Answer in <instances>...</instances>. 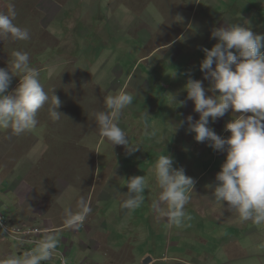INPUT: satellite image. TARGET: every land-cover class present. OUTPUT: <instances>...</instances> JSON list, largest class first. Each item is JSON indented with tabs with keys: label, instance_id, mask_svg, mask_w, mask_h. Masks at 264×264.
Masks as SVG:
<instances>
[{
	"label": "rangeland",
	"instance_id": "1",
	"mask_svg": "<svg viewBox=\"0 0 264 264\" xmlns=\"http://www.w3.org/2000/svg\"><path fill=\"white\" fill-rule=\"evenodd\" d=\"M224 1L14 0L17 13L14 22L29 28L31 38L0 40V67H7L13 49L28 52L49 97L53 90L61 101L58 111L65 115L53 122L46 104L38 113L34 130L20 135L13 134L11 129L0 130V161L5 174L15 171L7 181L0 179V215L12 221L9 215L14 212L13 195L19 181L30 191L36 186L39 192L49 191L48 187L56 184L65 185L58 195L53 193L54 200L62 204L57 206L64 208L63 198L66 197L68 206L72 199L67 187L73 193L76 186L79 198L88 201L87 196L92 199L91 189L95 184L102 187L108 182L98 196L96 190L93 201L94 215L106 223L98 234L111 235L115 240L111 244L116 247L127 238L133 244L136 242L135 257L127 264H218L225 260V248L229 244L230 249H246V256L233 264H264V225L241 224L237 217L234 222L209 219L213 208L220 212L225 208L215 201L207 187L215 182L225 153L214 150L207 141L197 142L195 133L188 131L186 120L188 115L194 121L199 118L183 89L189 75L202 80L206 88L209 85L199 67L204 53L198 48L210 49L216 43L210 35L211 29L227 25L224 19L231 23L249 20L254 32L264 33V0H248L244 12L237 14L238 21L235 11L242 8L226 6ZM240 1L246 0H235V3ZM7 3L8 0H0V11L7 10ZM177 37L181 39L172 42L174 48L160 49ZM18 83L19 78L13 76L9 91ZM121 89L134 95L133 103L120 117V126L141 148L130 155L122 145L112 149L99 135L93 121V113L104 109V98ZM172 95L178 101H186L185 104L176 107ZM233 115L230 109L215 121L210 118L209 127L226 137L230 133L225 125ZM181 122L183 126L175 130V125ZM152 128L157 130L155 137L149 134ZM166 153L173 157L174 167H183L185 174L195 181L185 206L190 219H185L179 227L170 225L166 217L161 218L152 208L159 194L155 162L159 155ZM38 156L42 160L37 163ZM216 160V166L210 170ZM16 163L13 170L12 165ZM123 163L126 166L120 177ZM30 166L34 171L28 169ZM32 173L34 178L46 175L50 181L43 182V187L38 189L35 181V186L30 184ZM133 175L146 178L144 201L139 208L124 211L117 191L122 186L126 189L124 180ZM103 193L115 199L107 200L102 197ZM211 203L214 207L206 217L197 213L196 208L208 209ZM121 211L126 212L122 213L123 218ZM7 220L3 223L8 224ZM75 230L57 232L61 241H69V249L75 245L69 251L71 256L67 254L69 264H76L79 259L81 263L85 258L94 263L110 260L108 247L97 253L91 249L82 251L73 241ZM76 236L80 240L86 238L80 233ZM235 241L241 245L234 244ZM61 250L64 252L65 248ZM4 258L2 249L0 261Z\"/></svg>",
	"mask_w": 264,
	"mask_h": 264
},
{
	"label": "clouds",
	"instance_id": "2",
	"mask_svg": "<svg viewBox=\"0 0 264 264\" xmlns=\"http://www.w3.org/2000/svg\"><path fill=\"white\" fill-rule=\"evenodd\" d=\"M16 15L14 0H8L7 10L0 11V40L7 37L14 41L30 40V29L16 24ZM210 35L216 43L210 49L201 48L204 58L199 65L204 80L209 81L208 87L190 75L183 85L187 99L193 102L194 111L199 114L195 121L191 115L187 116L188 131L195 133L197 142L207 141L214 150L225 153L215 182L207 185L215 201L235 212L240 223L251 222L259 227L264 225V33L254 32L251 22L246 20L214 26ZM175 75L176 71L172 76ZM13 76L19 78V83L9 91ZM171 99L177 102L176 107L186 102L178 101L175 95ZM133 100V94L121 89L106 96L104 109L93 113L99 135L112 149L116 145L124 146L129 155L141 148L120 126V117ZM46 104L53 122L65 115L58 111L61 101L53 90L49 97L40 81L39 70L31 65L28 52L13 49L7 67H0V130L11 129L15 135L34 130L38 113ZM230 109L234 115L225 125L230 134L222 137L209 127V121L223 117ZM182 126L183 122L175 125V130ZM145 129L147 131V124ZM149 134L155 137L157 130L152 128ZM173 165L170 154H161L156 159L154 174L159 194L152 208L166 217L170 225L179 227L185 219H190L185 206L190 201L195 181L185 174L183 167ZM124 185L127 191L122 193L121 206L133 211L143 204L146 178L133 175L125 178ZM91 213L92 208L81 197L75 211H65L64 224L67 228H79ZM7 223L12 224L8 220ZM11 243L23 254L9 255L0 264H44L53 259L69 264L58 250L59 237L54 233L48 232L26 251Z\"/></svg>",
	"mask_w": 264,
	"mask_h": 264
},
{
	"label": "crops",
	"instance_id": "3",
	"mask_svg": "<svg viewBox=\"0 0 264 264\" xmlns=\"http://www.w3.org/2000/svg\"><path fill=\"white\" fill-rule=\"evenodd\" d=\"M248 0L246 1H240V3H235V0H225L224 4L226 6L229 7H233V6H240L242 9L241 10H237L235 11V19L238 21V17L237 14H242L244 12V8L247 5ZM213 18H210V22L211 25L214 24V21L211 20ZM231 23L228 20L224 19V23ZM210 27V24L208 26V28ZM212 27V26H211ZM182 37V35H180ZM180 40V37H177L175 39H171L169 42L170 44L165 45V46H160V49H171L174 48L175 45H173V41L174 40ZM147 46V45H145ZM148 47V46H147ZM204 47V46H203ZM202 48V47H201ZM198 48V49H201ZM160 84H162V82H159ZM126 84H130L129 82H127ZM131 85V84H130ZM147 85V84H146ZM135 94V93H134ZM191 100L189 101V105L191 104ZM146 105H149V103H147ZM229 112V111H228ZM40 160H42L40 158V156L37 157L36 162L38 163ZM218 160H216L210 167V170H212L213 166H216V162ZM17 163L12 165L13 167H16ZM22 163L18 166V168H21ZM126 166V163L122 164V167L119 169V174L121 177V173L124 170ZM0 168L2 170V176L0 179H4L5 181H7V179L9 177H11L12 175L15 174V171L11 172V173H7L5 174V169H4V165L3 162L0 161ZM17 168V169H18ZM28 169H30L31 171L32 166H30ZM14 170V168H13ZM34 171V170H33ZM97 171H99L97 169ZM35 173H32V175L29 177V181H31L30 184H33L35 186V184L37 185L38 189H41L42 183L43 182H49L50 181V177L46 176V175H37L36 178H34ZM22 180H24V177H22ZM118 183L121 181V179H117ZM35 181V184H34ZM55 183V181H53ZM108 183V182H107ZM106 183V184H107ZM89 184H91V181H89ZM106 184H104L102 187L99 186V184L97 183V185L95 184L92 187V192H91V200H90V196H87V198L89 199L87 202L89 204V206L92 204L93 207V201L95 199V193L96 190H98V194H101L102 189L106 186ZM90 186V185H89ZM65 188V185H54L52 187H48L49 191H42L39 192L35 186V190L34 191H30L27 186L25 184H23V182L21 183V181H19L17 183V188L15 189V194L13 195V210L14 212L12 214L9 215L10 219L12 221H10L8 219L9 223L12 224H22V225H27V226H38L42 229H46V230H52L49 233H54L59 237V234H57V232L59 231H63V230H67V229H71V230H75V234H74V238L73 241H75V243H77L78 247L82 250L85 251L87 249H91L94 250L96 253L98 251H101L103 248H107V251L109 252L108 254V259H110L109 261H106L105 263H94L92 261H90L89 259H84L83 262L80 263V259L76 260L77 263L79 264H127V261L129 259H133L135 257V252H137V244L136 242L133 244L132 240L130 241L129 238H127V240L121 245V246H114L111 244V242L115 241L114 238H112L111 235H103V234H98V230L102 229L106 223H104L103 221H101L98 217H96L95 214V209L93 207V211L92 213L87 217V219L85 220L84 224L82 226H80L79 228H67L64 224V215H65V211L67 209H72L76 208L77 202L80 199L79 198V193L76 190V186L73 187V193H70V189L69 187H67V190L69 195L72 197L71 201H70V205L68 206L66 204V197L63 198V205L64 207H59L58 205H62L59 201H55L53 198V193L57 194L59 193V191ZM28 189V190H27ZM127 188L125 189V187H120L117 191V196H119V200L122 199V193L126 192ZM96 196V197H97ZM102 197L107 199V200H112L115 199L114 197L107 195L105 193L102 194ZM121 202V201H120ZM91 207V208H92ZM211 207H214L213 204L211 203L208 207V209H204V207H198L196 208L197 213H199L200 215H204V217H206V214L208 213V211L211 209ZM32 208H35L37 210L32 211ZM120 208L121 210L126 211L124 208H122L121 204H120ZM213 211L211 213H209V219L211 218L212 220H217V219H225V221H233V219L236 220V213L235 212H230L226 209V207L221 210V212L218 209L213 208ZM75 211V210H74ZM124 213V215L126 214V212L121 211V214ZM123 215V214H122ZM124 215L122 216V218L124 217ZM162 218V216H160ZM207 219V220H209ZM206 220V219H205ZM234 222V221H233ZM237 223V222H235ZM242 224V223H241ZM79 231V232H78ZM80 235H84L86 238L85 240H80V238H78L76 235L79 234ZM99 237V238H97ZM69 241H67L66 243L61 241V239L59 238V246H58V250L60 251L61 254H64V256L67 258V254L69 253V251L71 252L72 249L75 248V245L69 249ZM234 244H238L241 245V243L239 241H235ZM17 245H14L13 243L5 240V238L3 237L2 233L0 232V251L4 252L5 257L15 254V252H20L22 255L23 251H21L20 249L17 248ZM232 247L231 244H229V247L225 248V260L224 261H220L218 264H233L234 261L243 258L246 256V249L244 248H234V249H230ZM65 248V251L63 252L61 249ZM245 251V252H244ZM232 254H235L234 256H232ZM69 256L70 253H69ZM5 259V258H4ZM1 260H2V254H1ZM151 260V259H150ZM76 263V264H77ZM44 264H60V261L58 259H53L50 261H45ZM236 264H241V262H236Z\"/></svg>",
	"mask_w": 264,
	"mask_h": 264
},
{
	"label": "built area",
	"instance_id": "4",
	"mask_svg": "<svg viewBox=\"0 0 264 264\" xmlns=\"http://www.w3.org/2000/svg\"><path fill=\"white\" fill-rule=\"evenodd\" d=\"M4 220L5 218L0 215V231L2 235L6 240L18 244L24 251L34 247V242L42 239L48 233V231L38 226L6 224L3 223ZM62 255L64 256V254Z\"/></svg>",
	"mask_w": 264,
	"mask_h": 264
},
{
	"label": "water",
	"instance_id": "5",
	"mask_svg": "<svg viewBox=\"0 0 264 264\" xmlns=\"http://www.w3.org/2000/svg\"><path fill=\"white\" fill-rule=\"evenodd\" d=\"M150 261V260H149ZM146 263H147V261H146Z\"/></svg>",
	"mask_w": 264,
	"mask_h": 264
}]
</instances>
